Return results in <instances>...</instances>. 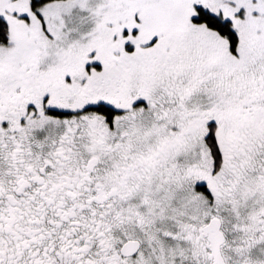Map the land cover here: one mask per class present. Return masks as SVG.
Here are the masks:
<instances>
[{"label": "snow or ice", "instance_id": "obj_1", "mask_svg": "<svg viewBox=\"0 0 264 264\" xmlns=\"http://www.w3.org/2000/svg\"><path fill=\"white\" fill-rule=\"evenodd\" d=\"M0 264H264V0H0Z\"/></svg>", "mask_w": 264, "mask_h": 264}]
</instances>
